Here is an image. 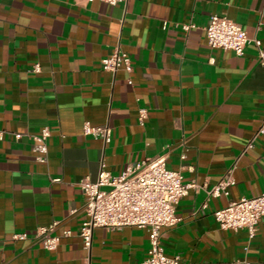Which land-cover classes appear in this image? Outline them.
<instances>
[{
  "label": "crops",
  "instance_id": "0c3cea01",
  "mask_svg": "<svg viewBox=\"0 0 264 264\" xmlns=\"http://www.w3.org/2000/svg\"><path fill=\"white\" fill-rule=\"evenodd\" d=\"M212 16L239 24L264 50V0H0V264L143 262L147 229H97L84 249L80 185L161 156L202 188L178 204L180 222L161 231L165 254L182 264H264V222L249 240L214 217L264 195V61L254 43L243 56L211 48ZM117 47L131 72L103 69ZM86 124L111 128L110 143L86 136ZM44 129L41 161L30 137ZM228 174L229 195L209 198ZM54 223L61 240L47 251L35 236Z\"/></svg>",
  "mask_w": 264,
  "mask_h": 264
},
{
  "label": "built area",
  "instance_id": "2783aa9c",
  "mask_svg": "<svg viewBox=\"0 0 264 264\" xmlns=\"http://www.w3.org/2000/svg\"><path fill=\"white\" fill-rule=\"evenodd\" d=\"M87 1L89 3L100 1L116 6L125 5L128 0ZM206 34L211 48L224 52L232 51L237 56H243L247 46L254 43L260 59L264 61V50L260 42L250 40L242 26L223 16L210 18ZM102 67L111 73L121 69L131 72L132 64L129 56L117 47L112 56L103 60ZM146 117V110H140V124H144ZM84 134L102 139L105 145L112 139V130L108 126L92 127L86 124ZM259 134H264V124ZM4 136L5 131L0 127V142ZM16 138L21 139V136ZM30 138L35 142L34 152L38 154V159L44 161L48 154L49 131L44 129L39 136ZM252 147L251 143L247 146V150ZM233 185L234 180L228 174L206 192L209 198L228 196L229 188ZM80 186L86 200L84 209L86 219L80 228L79 237L85 250L90 252L94 232L97 229L109 231L125 228L147 229L150 249L147 258L140 264H182L179 256L168 257L165 254L161 245V231L173 228L180 222L176 215L178 204L190 191H199L202 188L195 182L185 183L179 172L168 169L164 156L132 164L118 177H113L102 170L96 182L84 180ZM214 217L222 230L235 232L244 230L249 240H252L259 226L264 222V195L230 202L225 208L216 211ZM57 227L58 223H54L49 227L39 228L36 232V239L47 251H55L59 247L61 237L54 235ZM62 236L71 237V232L65 231ZM13 238L25 240L27 235L18 234ZM230 264H250V262L235 260Z\"/></svg>",
  "mask_w": 264,
  "mask_h": 264
}]
</instances>
